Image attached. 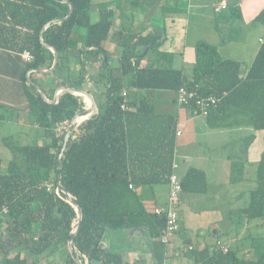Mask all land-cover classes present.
Segmentation results:
<instances>
[{
	"label": "trees",
	"instance_id": "16d2710c",
	"mask_svg": "<svg viewBox=\"0 0 264 264\" xmlns=\"http://www.w3.org/2000/svg\"><path fill=\"white\" fill-rule=\"evenodd\" d=\"M65 1H70L73 12ZM92 0H0V19H15L16 34L0 45L22 52L29 50L33 59L28 69H39L45 63L52 65L55 54L43 44L54 47L59 53L55 71L63 68V57L73 48V30L85 28L87 34L82 53H104L102 67L107 78L105 107H96L94 112L80 125L82 133L71 136L63 157L61 183L80 202L84 219L74 239V253L88 263L103 261L122 264L120 254L106 251L102 245L108 230L139 228L151 240L153 256L157 264H165L169 247L160 240L166 218L148 210L142 197L134 187L136 178L130 169L129 123L133 104L123 83L124 77L132 74L133 87L149 89L158 86H186L196 89L200 95L213 94L220 98L218 106L210 111L224 113L235 108L249 114L255 129L264 130V52L248 72L240 77L241 64L221 57L216 45L204 40L195 44V61L191 81L182 70L139 68L134 58L143 59L151 50H157L162 41L153 38L142 42L135 33L127 36L123 46L122 74H112L109 58L103 42L109 37L113 26L114 10L104 8L98 22L92 23L90 9ZM233 17H239L237 6L229 7ZM257 20L264 21V9ZM55 21V22H54ZM52 22V23H51ZM51 23L44 29L45 25ZM11 29H15L12 27ZM43 33L44 40H41ZM16 37V41L14 37ZM262 55V54H261ZM256 62V61H255ZM258 68V69H257ZM253 70V71H252ZM148 87V86H146ZM144 87V88H146ZM30 94L29 112L36 117L37 124L44 129L46 140L38 144H11V160L3 171L0 155V264H30L23 256L26 251L32 256L46 258L60 248L67 247L71 232L76 228L77 212L68 196L56 193L57 165L66 131L57 129L65 122H71L79 103L69 92L56 103L47 102L34 87ZM126 107L123 108L122 105ZM208 114V115H209ZM176 135V130H174ZM172 166L168 170V177ZM47 183L53 184L48 190ZM183 186V185H182ZM238 221H264V151L258 164L257 186L251 191L248 206L236 211ZM256 258L240 255L238 247L224 252L218 240L206 243L202 248L191 243L179 247L189 260L196 264H264V235H248ZM55 246V250H49ZM173 249V248H172ZM32 264H38L35 260ZM64 264H77L69 254Z\"/></svg>",
	"mask_w": 264,
	"mask_h": 264
},
{
	"label": "crops",
	"instance_id": "0c3cea01",
	"mask_svg": "<svg viewBox=\"0 0 264 264\" xmlns=\"http://www.w3.org/2000/svg\"><path fill=\"white\" fill-rule=\"evenodd\" d=\"M116 1L97 0L94 3L92 0L90 9L92 23L100 20L104 8L114 10L113 26L109 37L103 42V48L108 55L112 74L116 77L121 76L123 71L121 41L127 36L132 37L134 33L142 42L152 36L160 38L162 44L143 59L134 58L133 64L137 61L139 68L182 70L187 82L191 81L194 47L199 40L216 45L222 58L239 62L240 77L243 78L254 63L255 69L259 55L263 56L264 21L257 20V16L264 9V0H230V7L237 6L240 16L233 17L230 11V18L223 16L221 21L216 18V22H212L218 33L214 41L198 38L187 46L185 39L181 47L175 46L177 28L180 26L185 30L186 38L188 28L184 22L181 23L184 18L179 17L177 7L166 1L156 5L154 11H148L142 8L141 3L132 1L131 8L124 11ZM180 1L186 3L184 11L193 18L198 16L195 9L210 4L201 0ZM217 1L213 0L212 6ZM157 9L160 13L154 18ZM192 17L190 20H193ZM186 22H190L189 18ZM17 28L28 32L15 19H0V40L12 38ZM86 34L87 30L82 27L77 26L73 30V48L64 55L60 71L50 70L54 61L51 66L45 63L39 69L29 70L28 61L21 56L23 51L20 53L7 45H0V142L9 152L13 143L27 145L46 140L44 129L29 112L32 87L39 92L29 79L42 89L44 99L51 104L67 92L74 95L79 103L75 116L90 106L87 101L91 103V100L85 92L93 96L96 107H105L108 81L106 77L101 78L105 74L102 67L104 53H82ZM16 37L13 41L17 40ZM41 39L44 40L43 36ZM131 81L132 74L124 77L125 89L133 102L128 132L130 169L136 178L132 188L142 197L146 208L154 210L157 205L168 200V170L175 162L178 163L183 185L179 206L181 231L174 238L173 249L186 244L185 239L191 245L202 248L210 243V232L224 234L226 231L217 228L209 231L195 226L190 214H207L221 206L226 213L232 214L249 205L250 201L240 207H232L229 188L237 182H251L248 192L239 190L234 195L242 198L247 193L251 200V191L257 186L258 164L264 151V130L255 129L249 114L235 108L224 113L214 111L207 116L195 114L191 108L177 102L176 85L158 86L152 90L147 84L142 85L148 86L146 88L133 87ZM178 129L182 130L179 136L174 133ZM81 133L82 130L76 128L75 137ZM242 224L247 226L248 222ZM215 240L227 244L223 237H213ZM180 241L181 244H177ZM101 245L106 251L120 254L122 264H157L151 240L139 228L108 230ZM168 250L165 264H171L169 256L173 253L170 252L171 248ZM186 260L185 264H196L188 258ZM89 264L114 263L93 261Z\"/></svg>",
	"mask_w": 264,
	"mask_h": 264
},
{
	"label": "rangeland",
	"instance_id": "374dc122",
	"mask_svg": "<svg viewBox=\"0 0 264 264\" xmlns=\"http://www.w3.org/2000/svg\"><path fill=\"white\" fill-rule=\"evenodd\" d=\"M132 1H137L138 3H141L142 8L144 10L154 11L156 5L159 3H164L168 1L169 4L177 7L179 9V17L184 18L181 23L184 22V25L188 28V34L187 38L185 37V30L181 28L180 26L177 28V40L175 46H182L183 40H187L185 42L188 44L187 46L191 45L195 39L198 38H206V39H211V41H214V39L217 38L218 33L217 30L215 29L214 24L212 22H216L215 19L219 18L218 20L221 21V17L226 16V17H231L230 16V8L224 9L221 13H216L214 11V6L213 0H201L202 2L210 3L206 7H200L195 9L197 11L198 16H195L193 18L189 13L184 11L183 6H187L186 3H182L180 0H117V4L119 5V8L123 9L126 11V9H130V3ZM94 3L97 2V0H93ZM185 4V5H184ZM160 13V10L157 9L156 13L154 14V18L158 17V14ZM193 18V20H190V18ZM189 18V23L186 22V19ZM225 18V17H224ZM212 19V20H211ZM169 20V19H168ZM167 20V21H168ZM195 20V21H194ZM218 21V22H219ZM220 23V22H219ZM181 44V45H180ZM185 47V46H184ZM180 49V48H179ZM178 49V50H179ZM177 50V48H176ZM83 109H81L82 111ZM72 122V121H71ZM71 122L64 123L60 125L58 128V133L61 134L65 131H67L71 125ZM81 125V124H80ZM80 125L77 127L79 128ZM0 130V137H1V132ZM76 131V130H75ZM75 131H74V138H75ZM1 139V138H0ZM1 141V140H0ZM26 141V140H25ZM0 152L2 156V166H3V171H6V168L8 166L9 161L11 160L12 157V152H9L0 142ZM252 186L251 182H246L244 184L241 183H236L229 188L231 190V201H232V207H240L242 205H245V203H249V195L246 193V196H243L242 198L234 196L237 191H244L248 192L249 188ZM220 203V202H219ZM218 204V203H216ZM211 205V202L209 203ZM222 205V203H220ZM198 213V212H197ZM203 213V212H202ZM191 220L194 222L195 226L198 227H203L205 230L212 231L214 228L220 229L221 231H226L224 234H213V231L209 233V241H213V237H223L228 245H230L232 248L238 247L240 251V255L248 258H256L254 248L251 246V238L248 236L249 234L253 235H264V221L263 220H257V221H252L248 222L247 226H244L242 222H234L238 221L239 217L236 212H233L232 214L226 213L224 211L223 206L217 207L214 209V211H210L207 214H195L192 212L191 214ZM77 223V220H74V224ZM0 228L6 229L5 224H0ZM178 234L174 236V238H177ZM174 241V240H173ZM175 243V242H174ZM177 244H181L177 243ZM176 244V245H177ZM172 249V248H171ZM49 250L54 251L55 246L50 247ZM59 250L61 251H56L52 254H50L48 257L43 258V257H35L29 254L28 252L24 251L22 252L23 256L28 260L30 264H32L35 260H38V264H64L66 259L68 258V255L70 254L68 245L67 247L60 248ZM173 254L169 256L171 259V264H185L187 262V256L182 252L181 249L179 248H174L170 250ZM0 259H1V253H0ZM82 261V260H81ZM88 259L86 256L83 257V264H89Z\"/></svg>",
	"mask_w": 264,
	"mask_h": 264
},
{
	"label": "built area",
	"instance_id": "2783aa9c",
	"mask_svg": "<svg viewBox=\"0 0 264 264\" xmlns=\"http://www.w3.org/2000/svg\"><path fill=\"white\" fill-rule=\"evenodd\" d=\"M230 7V0H218L214 5L215 12H222L224 9ZM22 58L26 61L33 59V55L29 50H24L21 53ZM177 102L180 105L187 106L198 115L207 116L210 111L216 108L220 102V98L216 95H200L196 89H190L186 86H181L177 92ZM123 108L126 107L125 104L122 105ZM68 121L63 122L67 123ZM61 124V125H62ZM58 131V129H57ZM182 130H176V135H181ZM178 163H174L172 166V172L169 176V197L165 203L157 205L154 208L156 214H164L166 218V226L163 235L160 240L168 245L169 248H173L174 236L181 231V223L179 216V206L181 203V192L183 190L181 176L178 173ZM132 188L133 186L130 185ZM48 190L53 189L52 183H47ZM56 193L61 195V191L56 187ZM71 204V200H68ZM74 205V204H73ZM218 245L224 252L228 251V244L223 242H218ZM194 246L190 245L189 250H192Z\"/></svg>",
	"mask_w": 264,
	"mask_h": 264
},
{
	"label": "water",
	"instance_id": "95a60500",
	"mask_svg": "<svg viewBox=\"0 0 264 264\" xmlns=\"http://www.w3.org/2000/svg\"><path fill=\"white\" fill-rule=\"evenodd\" d=\"M66 3L69 4L70 6V10H69V13L68 15L64 18V19H67L68 17H70V15L72 14L73 12V9H74V6L73 4L70 2V1H65ZM55 22V21H54ZM52 23V22H51ZM51 23H48L45 25L44 29L47 28ZM43 36V33H41V37ZM43 41V39H41ZM43 44L50 48L54 54H55V58H54V63H53V66L52 68L50 69L51 71H53L57 64H58V61H59V53L58 51L50 46L49 44L45 43L43 41ZM29 81L34 85L36 86V88L39 90V92L41 93L42 97L45 98V95L42 91V89L37 86L35 83L32 82L31 79H29ZM87 94V96L90 98L91 100V105L89 106V108H87L85 111L77 114L75 116V118L72 120L71 122V125L69 127V129L66 131V134L64 136V139H63V144H62V148H61V151H60V154L58 156V165H57V187L58 189L65 193L68 198L71 200V202L74 204L75 206V210L77 212V226L76 228L71 232V236H70V240L68 242V248H69V252H70V255L74 258V260L76 261L77 264H83L82 261L75 255L74 253V239H75V236L77 234V232L79 231V229L81 228V225L83 223V219H84V212H83V209H82V206L80 204V202L78 201V199L76 197H74L72 194H70L62 185L61 183V176H62V167H63V157H64V153H65V150L68 146V143H69V140L73 134V132L76 130V128L80 125V123L82 122L81 121V118H86L88 117L95 109L96 105H95V100L93 98V96L89 93V92H85Z\"/></svg>",
	"mask_w": 264,
	"mask_h": 264
},
{
	"label": "bare ground",
	"instance_id": "6f19581e",
	"mask_svg": "<svg viewBox=\"0 0 264 264\" xmlns=\"http://www.w3.org/2000/svg\"><path fill=\"white\" fill-rule=\"evenodd\" d=\"M87 103H89V105H91V103L89 102V101H87ZM86 120V118H81V121L83 122V121H85Z\"/></svg>",
	"mask_w": 264,
	"mask_h": 264
}]
</instances>
